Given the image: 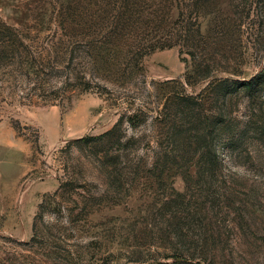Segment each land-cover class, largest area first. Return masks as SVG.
I'll return each mask as SVG.
<instances>
[{"label":"rangeland","instance_id":"374dc122","mask_svg":"<svg viewBox=\"0 0 264 264\" xmlns=\"http://www.w3.org/2000/svg\"><path fill=\"white\" fill-rule=\"evenodd\" d=\"M206 3L0 0V264H264V0Z\"/></svg>","mask_w":264,"mask_h":264},{"label":"trees","instance_id":"16d2710c","mask_svg":"<svg viewBox=\"0 0 264 264\" xmlns=\"http://www.w3.org/2000/svg\"><path fill=\"white\" fill-rule=\"evenodd\" d=\"M206 7L207 8H205V10H203V13L204 14H208L209 12V6H208V4H209V0H206ZM197 19H198V12H197V14H194V16L191 18H187V20H186V22L188 23V24H190L191 26H195V25H197ZM191 20H193V21H191ZM186 24V23H185ZM1 29H3L4 30V28H1ZM6 29V31H8L9 32V38L8 39H12V36H11V34H13V35H15V36H18L17 35V32H15V30H13L11 27H6L5 28ZM199 30V29H198ZM197 30V33H198V36H199V38L196 40V43L195 44H193V47H197L198 45H200V43H201V41H202V39H204V37L203 36H201V34L199 33V31ZM16 33V34H15ZM10 39V40H11ZM14 39V38H13ZM12 41V40H11ZM12 43L14 44V46L15 47H17L18 45L15 43V42H13L12 41ZM201 74H202V78L203 79H205V78H208L209 77V75H210V73H209V71H206V72H204V73H202L201 72ZM216 80H219L218 82H221L220 84H224L225 82H227V78H224V79H215V78H213V79H210V81L208 82V85L211 83H213L214 81H216ZM244 86L245 87H250V84H248V83H245L244 84ZM229 90H227V92H228ZM138 116H139V114H138V112H136V110L135 111H133L130 115H128L127 116V121H129V123L131 124V125H136L137 124V122H138V120H137V118H138ZM62 186V183H60L59 184V188Z\"/></svg>","mask_w":264,"mask_h":264}]
</instances>
